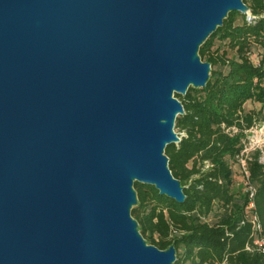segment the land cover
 Instances as JSON below:
<instances>
[{
    "label": "water",
    "instance_id": "1",
    "mask_svg": "<svg viewBox=\"0 0 264 264\" xmlns=\"http://www.w3.org/2000/svg\"><path fill=\"white\" fill-rule=\"evenodd\" d=\"M242 0H0V264H172L130 214L177 202L166 145L201 43Z\"/></svg>",
    "mask_w": 264,
    "mask_h": 264
},
{
    "label": "trees",
    "instance_id": "2",
    "mask_svg": "<svg viewBox=\"0 0 264 264\" xmlns=\"http://www.w3.org/2000/svg\"><path fill=\"white\" fill-rule=\"evenodd\" d=\"M242 1L248 12H228L199 46L198 56L210 66L206 84L173 94L183 107L174 120L181 134L164 154L184 201L133 182L130 214L138 231L159 249L173 245L172 264H264V252L245 248L251 241L245 218L250 200L264 227V163L257 149L246 159L250 198L238 160L246 130L264 121V0ZM247 102L260 106L246 108ZM236 167L242 181L235 191Z\"/></svg>",
    "mask_w": 264,
    "mask_h": 264
},
{
    "label": "built area",
    "instance_id": "3",
    "mask_svg": "<svg viewBox=\"0 0 264 264\" xmlns=\"http://www.w3.org/2000/svg\"><path fill=\"white\" fill-rule=\"evenodd\" d=\"M254 131V127H251L250 129L246 130V140L244 141L243 149L241 150L238 160L240 163V168L244 174V185L246 189L249 191L250 198L253 195V187L248 183V172L246 169V159L249 158V155L254 150H259V161L261 163H264V138L254 139L249 138L248 135ZM248 207L251 208L247 211L245 218L247 222L251 225V241L247 242L245 245V248L247 250L257 249L259 251L264 252V227L258 220V217L253 210L254 204L253 201L250 200L248 203Z\"/></svg>",
    "mask_w": 264,
    "mask_h": 264
},
{
    "label": "rangeland",
    "instance_id": "4",
    "mask_svg": "<svg viewBox=\"0 0 264 264\" xmlns=\"http://www.w3.org/2000/svg\"><path fill=\"white\" fill-rule=\"evenodd\" d=\"M252 59L254 62H257L258 61V56L256 54H254L252 56ZM175 94V93H174ZM259 103H256V102H247L245 104V107L246 108H250V107H253V108H256L258 109L259 108ZM173 131L180 135L181 133H179L180 131L174 126L173 127ZM249 138H254V139H261V138H264V121L261 122V123H257L255 126H254V131H252L249 135H248ZM235 176H234V182H233V188L234 190L236 191L237 188H238V184L241 183L242 181V175L240 174V170L236 167L235 169ZM132 207L135 206V204H132L131 205ZM137 230H138V225L136 226Z\"/></svg>",
    "mask_w": 264,
    "mask_h": 264
}]
</instances>
